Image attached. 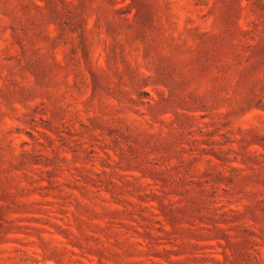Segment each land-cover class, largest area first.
I'll return each mask as SVG.
<instances>
[{
    "label": "rangeland",
    "instance_id": "obj_1",
    "mask_svg": "<svg viewBox=\"0 0 264 264\" xmlns=\"http://www.w3.org/2000/svg\"><path fill=\"white\" fill-rule=\"evenodd\" d=\"M0 264H264V0H0Z\"/></svg>",
    "mask_w": 264,
    "mask_h": 264
}]
</instances>
